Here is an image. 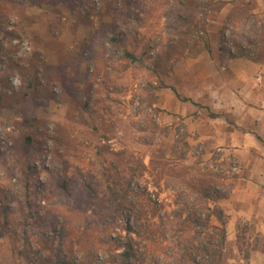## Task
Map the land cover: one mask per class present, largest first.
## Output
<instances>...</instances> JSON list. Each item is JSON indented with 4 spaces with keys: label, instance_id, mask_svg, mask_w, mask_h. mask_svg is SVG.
Returning a JSON list of instances; mask_svg holds the SVG:
<instances>
[{
    "label": "rangeland",
    "instance_id": "obj_1",
    "mask_svg": "<svg viewBox=\"0 0 264 264\" xmlns=\"http://www.w3.org/2000/svg\"><path fill=\"white\" fill-rule=\"evenodd\" d=\"M232 1L220 49L264 64V0ZM223 4L0 0V264H122L127 226L134 264H192L185 247L198 237L185 218L227 197L242 166L204 158L200 143L185 146V126H165L160 74L199 51ZM225 214L223 264H264V221Z\"/></svg>",
    "mask_w": 264,
    "mask_h": 264
},
{
    "label": "crops",
    "instance_id": "obj_2",
    "mask_svg": "<svg viewBox=\"0 0 264 264\" xmlns=\"http://www.w3.org/2000/svg\"><path fill=\"white\" fill-rule=\"evenodd\" d=\"M223 1L217 14L206 20V33L196 45L199 51L161 72L157 105L165 126H173L174 120L185 126V146L200 143L206 159L219 151L224 163L240 161L241 174L229 181V194L217 204L232 213L233 219L264 221V64L259 57L227 54L220 49L221 30L233 2ZM169 74L173 77L170 81L162 78H170ZM253 156L261 161V167L259 161L249 163ZM259 231L264 233V222ZM255 253L263 251L255 250L256 258Z\"/></svg>",
    "mask_w": 264,
    "mask_h": 264
},
{
    "label": "trees",
    "instance_id": "obj_3",
    "mask_svg": "<svg viewBox=\"0 0 264 264\" xmlns=\"http://www.w3.org/2000/svg\"><path fill=\"white\" fill-rule=\"evenodd\" d=\"M35 1V0H34ZM38 1V0H36ZM43 1V0H40ZM46 1V0H44ZM49 1V0H47ZM263 27V26H261ZM261 32V30H260ZM249 38L247 39V42L249 43ZM260 42H258V45ZM239 48L240 51L244 49V46H241L239 44H234ZM253 48L250 50L253 51L252 53L254 54V44H251ZM88 52L87 49L82 50L83 52ZM85 52V54H87ZM257 53V52H256ZM253 59H257L252 57ZM30 83L32 86H35V80L30 79ZM33 87V91L37 90ZM33 91L31 92L33 94ZM31 93L27 95V93H23L24 96H27L25 99L30 98ZM4 94V92H3ZM2 98V93H0V99ZM35 120L36 118H31ZM34 138H31V136H27L26 141H33ZM53 139L55 144H60L62 143L60 136L58 135V129L55 128V133L53 135ZM118 153V152H117ZM68 183H70L68 180H62L59 186L65 190L67 193H70ZM86 190H89L90 193H95V195H90L91 197L96 196V188L91 187L89 184L84 185ZM201 196L207 199L215 200L221 195L216 194L211 197L210 192H202ZM201 209H204L205 212H198L197 209H194L191 212V217L185 218L188 221H192L194 224V232L195 236L198 237V240L192 247H185V254L186 256L190 259V262L192 264H223L222 259H223V249H224V244L226 240V219L227 215L225 214V211L222 207H220L217 204L213 205H202ZM140 210V208H139ZM150 210L152 214L155 213L157 210L156 204L154 202L150 203ZM146 215V214H145ZM137 222H140V214L136 216ZM213 220V222H212ZM215 221V222H214ZM127 235L122 236L118 235L116 238V244L115 246L120 249V251L117 253V256L120 258L122 264H134L133 259L135 257V250L133 246V239L130 236V233H136L133 231L129 226L126 227ZM155 232V231H154ZM194 236V237H195ZM198 258V259H197Z\"/></svg>",
    "mask_w": 264,
    "mask_h": 264
}]
</instances>
